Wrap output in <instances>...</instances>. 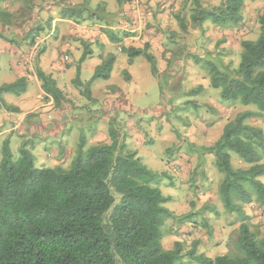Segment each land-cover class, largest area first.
I'll use <instances>...</instances> for the list:
<instances>
[{
  "label": "trees",
  "instance_id": "16d2710c",
  "mask_svg": "<svg viewBox=\"0 0 264 264\" xmlns=\"http://www.w3.org/2000/svg\"><path fill=\"white\" fill-rule=\"evenodd\" d=\"M246 1L258 0H220L219 5L209 8L196 0L192 19L198 25L207 20L220 26L238 24ZM84 14L100 21L110 16L104 1L93 6L91 0H83L64 8L66 19ZM15 21L12 12L0 10V38L17 46L30 43L29 33L19 38L13 32ZM259 23V36L241 42L237 67L225 64L212 53L207 58L198 56L196 61L208 68L211 86L220 89L221 99L257 108L239 112L229 120L212 145L191 144L199 163L207 154L213 155V165L225 174L219 186L220 199L227 211L241 219L231 249L210 257L198 252L199 240L193 241L186 254L183 241H175L172 249L164 248L162 229L166 221L179 220L166 206L169 197L161 189V179L168 175L148 168L138 151L131 149L125 136L111 124L110 142L85 148V138L81 137L66 168L37 166L31 139L21 142L17 157L9 139L4 140L0 160V264H192L185 262L186 256L200 264H264V236H259L258 228H251V217L242 205H264V130L247 122L264 113V8ZM49 26L51 29V22ZM43 29L42 22H37L31 32L38 35ZM8 32L12 37H7ZM109 38L115 43L120 41L114 34ZM83 42L86 48L78 60L73 83L90 98L92 81L109 79L115 58L107 56L84 83L80 79L81 63L92 51L90 43ZM122 51L128 54L129 63L143 55L157 74V60L148 45L122 47ZM126 75L129 77L128 72ZM37 76L45 99L52 98L57 106L67 101L51 74L38 67ZM27 87L26 76L1 84L0 102L7 110H14L2 94L19 95ZM232 153L248 168H235Z\"/></svg>",
  "mask_w": 264,
  "mask_h": 264
},
{
  "label": "rangeland",
  "instance_id": "374dc122",
  "mask_svg": "<svg viewBox=\"0 0 264 264\" xmlns=\"http://www.w3.org/2000/svg\"><path fill=\"white\" fill-rule=\"evenodd\" d=\"M82 1L0 0V10L12 12L15 15V19H17L15 21L17 28L13 32L19 38L27 33L30 34V43L21 44L26 46L21 48V53H18L21 60H19L17 65L22 66L23 70L28 74L37 75L41 55L48 46L46 43L49 40L53 43L48 48L49 52L55 47L54 53L57 54L59 49L58 59L61 63H67V65L68 62H65V59H67L66 56L71 58V53L75 57V60L71 61L74 64L76 63V66H78V60L86 48V44L83 41L91 44L90 39H100L103 34L121 35L130 33V30L138 28L135 33H140V39L154 40L161 45L164 49L162 58L170 63L172 61L175 75L171 74L170 76L167 73H160L164 64H159L157 60L158 71L154 76L151 63L143 55H139L136 56L134 66L135 79L132 84L128 82L125 71L120 67L115 70L110 81V89L107 91L110 94L114 92V87L122 88L128 85V89L132 88L133 91L130 98L132 101L134 97L133 104L136 105L135 108L130 109L127 101L120 103L119 106L114 105L115 100L109 98L110 94H106V97L95 98L94 88L102 87L104 80H108L98 78L93 80L90 85V98L87 96L79 98L78 90L81 91L82 87L74 84L73 81L68 84L69 88H74L73 95L76 100L70 99L71 103L65 108V113H69V117L73 115L75 117L83 116V114L86 116L82 120L79 118L74 120L76 129H80L81 136L85 137V148L96 143L110 142L109 130L111 124L121 132L122 137L125 136L124 134L129 132L127 116L135 117L132 122L137 128V132L140 130L144 131V133L140 131V135L137 136L138 138L140 137V140L137 138V141L140 142L145 135L147 139H153L155 138L153 135H157L163 129H168L166 136H173V140L177 139L173 146L166 151L161 149V146L171 145L169 138L167 139L169 142L166 141L162 145L159 140H155L153 143H146L145 149H141V151L150 150L146 152V155L143 154L141 159L148 168L159 172L164 170V168L166 170L168 167L171 168V161H177L173 158L174 155H170L169 152L184 153V151H187V165L190 164L191 175L183 184L186 186L187 199L194 214L187 218H181L191 213V211L182 213L181 203L184 199L183 195H179L174 204V208L177 210L175 215L179 220L176 221L173 218H169L162 229L164 235H170L175 228L181 225L182 234L187 237L184 248L185 254L191 249L195 240H199L201 242L200 245L209 242L212 246L202 251V247L199 245V253L215 257L218 254L227 252L233 246L234 240H236L241 219L236 213L227 211L220 199L219 186L225 175L224 172H221L218 167L213 165L214 160H212L210 154L206 155L203 163H199V157L196 156V152L190 144L192 143L190 140H196L207 135L206 131L211 126L214 115L210 110L212 107L202 105L201 97L197 100H190L189 98L193 96V89L210 83L208 68L204 66V62H196L198 56L207 58L210 57L208 56L209 53H212L219 56L225 64L233 68L238 66L242 49L241 42L245 39L255 40L260 34L259 16L263 11L264 1H246L242 10L243 19L240 23L225 26L214 24L210 20L205 21L201 25L196 24L192 19V15L197 9L196 0H91L93 6H96L101 1L106 3L107 11L110 14V16H107V21L90 19L86 14L77 19L64 18L66 5H74ZM199 2L206 8L220 4V0H199ZM54 18L67 20L60 22V28L59 30L56 29L55 34L54 32L52 33V29L48 28L50 27L49 23L51 22L52 24ZM37 22H42V27H44L38 35L31 32L34 23L37 24ZM61 23H63V27ZM182 23L185 27L182 26ZM60 33L63 34L64 39L68 37L76 42L77 45H80L79 50L82 53L69 52L71 49L67 50V52L62 47L63 44L59 47L55 46V40ZM85 35L86 37L89 35V38L85 39ZM7 37H12V34L8 32ZM41 39H43V42L37 47L32 44L36 40L40 41ZM0 41L4 44L9 43L3 38H0ZM13 46L16 47L17 45ZM8 54L12 56L11 52ZM50 55L52 56L53 53L50 52ZM177 57H180V59ZM90 64L88 62L86 65L89 66ZM118 66L120 65L118 64ZM92 76V73H89L87 77L82 74L80 79L90 80ZM89 80L83 82L87 83ZM206 87L207 91H211V95L203 94L205 99L221 100L220 89L212 86ZM163 92L169 102L161 103L163 107L162 110H159L156 107L162 100ZM216 93L218 94L216 95ZM42 100L47 101L44 97ZM77 100H82L83 103L79 104ZM123 100L125 99H121L120 102ZM194 103L198 106L195 107ZM246 110L255 111L257 108L255 106H244L238 101L229 102L224 108V113L229 121L234 119L239 112ZM87 113L89 114L86 115ZM247 122L264 130V113L250 118ZM99 131L100 133H97ZM93 134L95 136H92ZM213 136V138H208V141H212L216 135ZM74 140L76 142L75 146L80 144L79 130L76 131ZM193 145L197 146L196 143ZM45 152L47 153V151ZM14 156H19V151H16ZM177 156L175 155V157ZM162 157L165 163L162 161ZM232 162L235 168H248L249 166L234 153H232ZM177 165H179V168ZM177 165L175 164L178 169L182 168V165L178 162ZM63 166L65 168L68 167L65 164ZM166 173L168 176L163 177L161 182L165 181L168 184L171 181L169 177L174 178L175 176L169 174L172 173L169 170ZM262 179L264 181V177ZM163 183H160L161 186H163ZM168 187L164 189L161 187L165 194L169 193ZM242 205L244 211L251 217V228H258L259 236L263 237L264 205L259 207L255 202L253 204L242 203ZM198 209H203L204 212L202 214L198 213ZM174 222L176 224L172 228ZM165 245L172 246V241L169 239L165 242ZM184 260L192 264H200L187 258V256Z\"/></svg>",
  "mask_w": 264,
  "mask_h": 264
},
{
  "label": "crops",
  "instance_id": "0c3cea01",
  "mask_svg": "<svg viewBox=\"0 0 264 264\" xmlns=\"http://www.w3.org/2000/svg\"><path fill=\"white\" fill-rule=\"evenodd\" d=\"M160 17H162L160 15ZM67 21L66 19H58L54 18L52 20L51 29L52 33H56V29L59 30L60 22ZM63 23H61V26ZM61 27V29H62ZM54 29V30H53ZM138 28L130 30V33L117 35V37L120 39L119 42L115 43L112 42L109 38L110 34H103V36L100 37V39H90L91 44H89L90 51H92V54H90L85 61L81 63V71L80 76L84 74L86 77L89 75V73L95 72L96 68L102 63V61L109 55H113L115 60L112 66V70L110 73V78L108 80H104L102 87H99L98 89H95V98L106 97L107 91L110 89V81L113 78V75L115 73V70L120 67L126 72H128L129 77L127 76L128 82L132 84L135 79L134 74V66L136 63V57L133 59L132 63H129V56L126 52L122 51V47H136V48H144L146 45L149 47V52L153 54L158 60V63H163V69L160 70V73H167L171 76V74L175 75L174 72V66H172L171 63L168 61H165L163 57L164 49L161 45H159L154 40L149 39H140V33H135ZM64 32V31H63ZM72 34V33H71ZM52 35V34H51ZM49 35V36H51ZM48 36V37H49ZM84 38H89V35L84 36ZM42 40V41H41ZM40 41H35L32 44L37 47L41 42H43V39ZM56 44L55 46L59 47L61 44H63V48L65 51L69 50V52H75L76 54L82 53L79 48L80 45H77L76 42L71 40L70 38H65L62 33H60L59 37L55 40ZM149 42V43H146ZM26 44V43H24ZM48 46L45 48L44 53L41 55L39 67L46 72L47 74H51L54 79H56L58 86L62 89L64 92V95L67 98L66 102H63L61 105H55L52 98L47 99V101H43L42 98L46 96L45 92L42 89V81L38 78V76L28 74L26 71L23 70L22 66L17 65L20 57L18 56V53H21L20 50L22 47H25L26 45L22 46H13V44L10 43H3L0 41V85L4 83H10L22 76H26L28 78V87L25 92L22 94H14V93H3L2 98L7 102L9 105H12L14 107V110H7L2 103L0 102V160L2 157L1 150H2V144L4 140L9 139L10 141V147L12 149L13 154L16 151H19V148L21 146V142L25 139L31 138L33 141V153L35 155V161L37 166H49V167H55V166H63L70 165L71 161L73 160V157L75 155V152L77 150V147L79 144L75 146V140L73 141L74 136L76 135V131L79 130V137L81 136L80 129H76V126L74 124V120L78 118L83 119V116H76L71 115L72 117H69V113H65L67 106L70 105L71 100H76L75 96L73 95L74 88H69L68 84L73 81V79L77 75V67L76 63L74 64L71 60H75L74 55H71V58L68 57L65 59V62L67 63H61L58 59L59 57V49L57 54H55V47L50 51L53 53V55H50V52L48 51L49 46H52L53 43L47 41L46 43ZM130 45V46H129ZM11 46V47H10ZM41 46V45H40ZM43 48V47H42ZM8 49V50H6ZM11 50V51H10ZM11 52L10 56L8 53ZM68 52V51H67ZM180 59V57H177ZM7 60V61H6ZM181 61V60H180ZM7 62V63H6ZM72 62V63H71ZM88 62L91 64L88 66L86 65ZM118 64L120 66H118ZM161 67V65H160ZM159 67V68H160ZM169 67V68H168ZM155 76V74H154ZM83 80V79H82ZM84 79L83 81L86 82ZM127 82V83H128ZM206 86H211V83L207 85H202L201 87L198 86L196 89H193L194 92L193 96H191L190 100H197L201 97L202 105H209L212 107L210 110L213 115V120L211 123V126L207 129L206 134L196 140H190V144H197V146H210L215 141H217L220 136L223 133L224 126L227 124L228 120L227 117H225V111L224 108L227 106V103L229 101L223 100V99H205L203 94L211 95V91H207ZM208 87V88H209ZM78 90V89H77ZM113 91L109 98H112L115 100V104L119 106L120 103H123L124 101H127V104L130 106V109L135 108L136 105H134V97L131 101L130 95L133 91L132 88L128 89V85L126 87L122 88H113ZM77 92V91H76ZM217 92V91H216ZM79 93V95H78ZM77 95L79 98H84L81 94V91L78 90ZM218 93H216L217 95ZM93 96V95H92ZM125 99L120 102L121 99ZM71 99V100H70ZM111 99V100H112ZM169 99L166 98L165 93L162 94V100L157 105L156 109L162 110L161 103H168ZM191 102V101H190ZM199 102V103H201ZM77 103L82 104V100H77ZM195 104V103H194ZM197 107L198 105L195 104ZM87 107V106H84ZM18 109V110H17ZM118 110H120L118 108ZM65 113V114H64ZM61 114V115H60ZM87 113L86 115H88ZM86 117V116H85ZM128 121L127 125L129 128V132L124 134L126 137V142L128 146L131 149L137 150L140 157H143V154L146 155V152H149L150 149H146L144 152L141 151V149H145L146 143H153L155 140H159L161 145L164 142H169L167 139H170L171 145L168 146H161V149L167 150L171 146H173V143L176 142V140H173V136H166L167 130H162L158 132L157 135H153V139H147L146 135L145 137L141 138V142L137 141V136L140 135V130L137 132V128L134 126V122H132L133 116H127ZM102 127V126H101ZM104 127V126H103ZM40 129L39 131H37ZM103 129V128H101ZM97 133H100L97 132ZM96 133V134H97ZM144 133V131H143ZM108 135V133H107ZM216 135L215 138L212 141H208V138H213ZM92 136H95L93 134ZM110 136V133H109ZM85 138V137H84ZM140 140V137L138 138ZM194 142V143H193ZM50 144V145H49ZM50 146V147H49ZM47 151V153L45 152ZM175 153V154H173ZM177 151L169 152L170 155H174L173 158H175L177 161H171V168L168 167L167 170H169V174H173L175 176L171 179L170 183H166L165 181L163 183L162 189L165 187H168L169 193L164 194L169 197L168 202L166 203V206L169 207L171 211H173L174 214H176V208H174V204L176 203L178 196L183 195V202L181 203L182 213H186L191 211L192 214H194V211H192V207L190 203L188 202V196H187V190L185 189V185L183 182L190 177V164L187 165V151H184V153H177ZM175 155H178L175 157ZM190 155V154H189ZM196 156H198V153H196ZM212 156V160H214V156ZM162 161H164V158L162 157ZM177 162L182 165L181 169L179 168V165H177ZM165 163V161H164ZM175 164L178 166V168L175 166ZM175 166V167H174ZM64 167V166H63ZM166 168L164 170L159 171L166 172ZM161 182V183H162ZM176 189V190H174ZM253 204V203H252ZM198 213L201 214L204 212L203 209H198ZM189 213V214H191ZM176 222L173 223L172 228ZM184 225V224H182ZM185 226V225H184ZM183 226V227H184ZM181 225L174 229L170 233V235H164L163 236V246L165 249H172L174 246L175 241H187V237L182 234L183 229H181ZM172 241V246H166L165 242L168 240ZM200 247H202V251L207 250L208 248L212 247L209 242L206 244H201Z\"/></svg>",
  "mask_w": 264,
  "mask_h": 264
},
{
  "label": "built area",
  "instance_id": "2783aa9c",
  "mask_svg": "<svg viewBox=\"0 0 264 264\" xmlns=\"http://www.w3.org/2000/svg\"><path fill=\"white\" fill-rule=\"evenodd\" d=\"M66 58H68V57L66 56Z\"/></svg>",
  "mask_w": 264,
  "mask_h": 264
}]
</instances>
